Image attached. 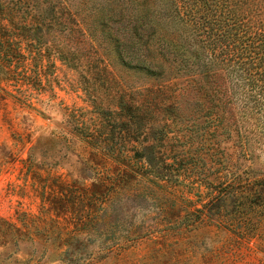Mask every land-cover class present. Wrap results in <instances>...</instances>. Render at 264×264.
Here are the masks:
<instances>
[{"label": "rangeland", "instance_id": "obj_1", "mask_svg": "<svg viewBox=\"0 0 264 264\" xmlns=\"http://www.w3.org/2000/svg\"><path fill=\"white\" fill-rule=\"evenodd\" d=\"M144 6L0 0V264H264V98Z\"/></svg>", "mask_w": 264, "mask_h": 264}, {"label": "trees", "instance_id": "obj_2", "mask_svg": "<svg viewBox=\"0 0 264 264\" xmlns=\"http://www.w3.org/2000/svg\"><path fill=\"white\" fill-rule=\"evenodd\" d=\"M151 1V9L144 6L136 16L138 36L156 44L163 35L186 56L200 44L188 67L208 58L209 73L246 91L257 112L264 98V0Z\"/></svg>", "mask_w": 264, "mask_h": 264}]
</instances>
